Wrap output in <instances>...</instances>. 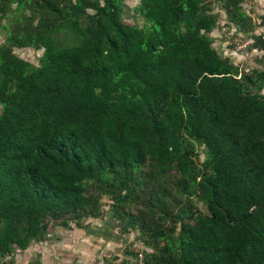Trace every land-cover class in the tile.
<instances>
[{"label": "trees", "instance_id": "1", "mask_svg": "<svg viewBox=\"0 0 264 264\" xmlns=\"http://www.w3.org/2000/svg\"><path fill=\"white\" fill-rule=\"evenodd\" d=\"M243 1L138 0L139 27L123 0H0V264L103 202L141 264H264V36ZM215 5L259 67L213 47Z\"/></svg>", "mask_w": 264, "mask_h": 264}, {"label": "rangeland", "instance_id": "2", "mask_svg": "<svg viewBox=\"0 0 264 264\" xmlns=\"http://www.w3.org/2000/svg\"><path fill=\"white\" fill-rule=\"evenodd\" d=\"M138 0H123L122 2V16L123 19L129 23H135L139 25V27L144 26L145 22L144 20L139 16V14L136 12L135 7L137 5ZM243 9L251 16V19L254 23V33H260L264 36V2L263 0H244L241 4ZM214 11L218 15L217 19V34L220 36V45L225 48L226 50H229L232 48V40L239 36L240 33H238L232 25H226L225 16L222 10L218 7V5H215ZM212 32V31H211ZM3 30L0 29V41L3 38ZM219 43L215 41V45H218ZM15 53L19 55V57L23 58L24 60H27L28 62L34 64L37 62V57L41 54V49H31V48H22L15 50ZM260 51L254 50L253 53L250 55L248 59H246L243 64L251 65L252 63H255V57H258L260 55ZM243 61V60H242ZM194 150L196 151L197 157L199 160L204 155L203 148L198 145L194 144ZM105 199V196H104ZM195 205L197 206V209L199 211H204V207L202 204L198 203V201H194ZM100 215H103L106 219V222L103 223L100 226V229L111 233V235H119V239L116 240V243L113 246H110L108 249H105L101 255H100V261L98 264H118L121 257H123V253L125 252V249L127 247L133 249V250H139V254L137 257V264H141L140 257L143 254V249L145 246L141 245L139 241L134 240V238L137 236V230L130 229L126 233H120V230H118V226L115 224L113 220H109V212L107 210V205L105 202L102 204L101 213ZM100 215L94 219L88 218L90 222H95L96 219L100 218ZM102 220V218H101ZM49 222V221H48ZM54 224L52 222H49L48 229L51 231L52 235L55 233L57 235V230L54 228ZM97 237H99V232L96 234ZM95 236V237H96ZM102 243V242H101ZM102 245V244H101ZM103 249V248H102ZM20 256H18L17 263L18 264H38V259L34 257L33 251H28L26 253L19 252ZM17 256V255H16ZM50 258H47L46 261L48 263ZM66 264H90V261L85 259L83 256V259L80 260L78 258H75L74 255H67L65 254ZM86 260V261H85Z\"/></svg>", "mask_w": 264, "mask_h": 264}, {"label": "crops", "instance_id": "3", "mask_svg": "<svg viewBox=\"0 0 264 264\" xmlns=\"http://www.w3.org/2000/svg\"><path fill=\"white\" fill-rule=\"evenodd\" d=\"M232 27L235 29L234 25ZM210 36L213 40V47L222 57H228L234 63L242 60L237 52L232 49L226 50L220 45V36L217 34V28L212 30ZM215 41L219 43V46L215 45ZM102 216L100 215V218L96 219L95 222L83 219L78 226L70 224L69 227H62L54 224L57 235L55 233L52 235L51 231H49L50 235L46 238L47 243L45 245L35 242L26 250L21 251V253H26L29 250L33 251L32 255L38 259V264H66L65 254L74 255L75 258L80 260L84 256L87 261L89 259L90 264H98L101 253L110 246H113L116 240L119 239L118 234L113 236L111 233L101 230L102 228L100 229V226L106 222V219ZM98 232L99 237L96 236ZM16 255L14 256V260L18 264L17 261H19L18 256L20 254ZM47 258H50L48 260L52 263H48L46 261Z\"/></svg>", "mask_w": 264, "mask_h": 264}, {"label": "built area", "instance_id": "4", "mask_svg": "<svg viewBox=\"0 0 264 264\" xmlns=\"http://www.w3.org/2000/svg\"><path fill=\"white\" fill-rule=\"evenodd\" d=\"M254 42V37L251 34H240L239 36L235 37L232 40V50L237 52L241 59L237 64L238 72H247L251 67L256 66L259 67V65L252 63L251 65L243 64V62L250 57V55L253 53L255 48L251 47V44ZM238 77V74L236 75ZM47 235L49 236L50 233L48 232ZM39 243L46 244L47 239L39 241ZM143 252L150 253L151 249L149 248H142ZM19 253V252H18ZM7 258V257H6Z\"/></svg>", "mask_w": 264, "mask_h": 264}]
</instances>
